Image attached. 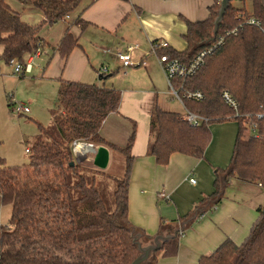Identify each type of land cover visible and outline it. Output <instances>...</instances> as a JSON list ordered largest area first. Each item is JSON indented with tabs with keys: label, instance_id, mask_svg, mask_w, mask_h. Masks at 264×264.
Returning a JSON list of instances; mask_svg holds the SVG:
<instances>
[{
	"label": "trees",
	"instance_id": "16d2710c",
	"mask_svg": "<svg viewBox=\"0 0 264 264\" xmlns=\"http://www.w3.org/2000/svg\"><path fill=\"white\" fill-rule=\"evenodd\" d=\"M14 1L20 4V11L33 8L43 19L36 25L25 22L7 0H0V60L6 65L10 60L22 63L37 49L48 47L39 37L41 29L65 21L85 0ZM231 1L214 37H223V43L192 77L173 82L174 88L199 92L202 99L183 100L180 112L164 110L155 101L149 114L145 154L158 166H166L173 154L203 160L211 141L210 125L228 120L237 123L231 164L227 169H215L214 193L208 199H218L230 179L260 185L264 191V128L262 136L254 138L247 127L250 116L264 107V36L251 26L235 36H225L237 27L240 14L264 21V3L252 0L248 11L233 7ZM220 2L211 0L205 20H184L185 49L168 48L164 54L187 63L209 46ZM85 26L79 15L66 22L55 48L63 61L79 47L70 28ZM223 92L237 102L239 117L222 100ZM120 99L121 91L115 88L60 80L57 106L50 111L52 124L39 128L28 168L8 167L0 158V209L11 207L8 222L0 224V264H131L138 255L136 243L140 239L151 243L153 239L128 220L136 125L132 124L123 146L108 143L99 133L105 119L118 112ZM185 111L204 121L189 126L180 119ZM74 142L119 154L124 159L122 176L108 175L89 162L79 164L72 154ZM256 211L257 219L240 245L225 240L197 264H264V208ZM169 233H175L174 237L146 264L177 255L181 233L171 226Z\"/></svg>",
	"mask_w": 264,
	"mask_h": 264
},
{
	"label": "crops",
	"instance_id": "0c3cea01",
	"mask_svg": "<svg viewBox=\"0 0 264 264\" xmlns=\"http://www.w3.org/2000/svg\"><path fill=\"white\" fill-rule=\"evenodd\" d=\"M211 4V0H85L73 19L79 15L86 26L70 28L79 47L65 61L55 48L66 22L71 21L70 15L52 37L39 33L48 43L39 55L43 60L34 67L41 78L57 87L63 80L122 90L118 112L105 119L99 133L108 143L123 146L132 124L136 125L128 188L129 223L151 239L172 235L170 226L181 233L177 255L157 258L156 264H197L200 257L210 255L225 240L240 245L257 219L256 209L262 207L258 204L264 196L260 186L234 179L227 182L218 199H208L214 193L217 164L206 151L203 160L173 154L166 166L156 165L154 158L145 154L150 110L155 101L158 103L155 80L160 74L150 43L162 41L173 50H184L185 42L182 45L180 41L186 30L184 20H205ZM26 11L19 12L21 18ZM27 15L31 19L34 14L29 11ZM131 45L137 46L129 52L132 62H144L145 66L134 67L127 74L115 54ZM214 141L212 135L209 144ZM189 179L195 180V185ZM160 193L168 199L160 198ZM183 217L186 219L181 220ZM151 243L139 242L141 246Z\"/></svg>",
	"mask_w": 264,
	"mask_h": 264
},
{
	"label": "rangeland",
	"instance_id": "374dc122",
	"mask_svg": "<svg viewBox=\"0 0 264 264\" xmlns=\"http://www.w3.org/2000/svg\"><path fill=\"white\" fill-rule=\"evenodd\" d=\"M7 1L15 8V11L20 12V4L18 2L14 0ZM231 5L235 8L244 7L248 11L252 10V0H232ZM26 9L28 11L22 15V19L32 25L38 24L41 21L39 18L40 12L30 7ZM77 10L70 15L71 20L77 13ZM29 11L34 14L31 19H28L27 14ZM56 27L62 28L64 26L62 22H58L50 27H44L41 29L40 35L42 34L44 38H48L49 35L52 37L56 33ZM177 38L179 39V37ZM180 41L183 45L184 41ZM43 58V55L40 58L39 56L35 57L31 72L26 71L23 75H14L12 67L0 60V158L4 160L8 167L27 169L29 154L25 150H30L34 139L38 135L39 128L52 124L50 111L57 106L58 87L56 84L41 78L39 71L34 68L40 64ZM112 68L115 69V67ZM132 69H129L128 72L126 71L127 74ZM155 84L159 90L158 103L160 106L167 111L180 112L182 110L181 105L170 95L161 68L159 78L155 80ZM17 104L28 107L30 113L15 114L12 109ZM209 128L211 136H215V141L213 144H209L205 151L208 152L207 155L217 164L215 165L216 168L214 167L215 169H227L231 164L232 150L238 125L233 120H228L214 123ZM91 159L92 155L86 156V158H76L79 164L91 163ZM99 171L114 177H120L124 171V159L116 152L110 151L107 167ZM260 200L258 204L264 208V196ZM10 212V205L1 207L0 224L4 225L8 222Z\"/></svg>",
	"mask_w": 264,
	"mask_h": 264
},
{
	"label": "built area",
	"instance_id": "2783aa9c",
	"mask_svg": "<svg viewBox=\"0 0 264 264\" xmlns=\"http://www.w3.org/2000/svg\"><path fill=\"white\" fill-rule=\"evenodd\" d=\"M221 1V0H219ZM264 3V1H263ZM238 25L231 31L225 33V36L233 35L235 36L237 32L245 26H251L257 28L264 36V21L252 16L247 15H238ZM224 38L219 37L210 43L205 49L199 51L189 62L182 63L177 59H172L169 55L164 54V52L169 48L168 44L165 42H152L150 43L151 53L155 54L157 57V62L165 76L170 95L176 99L182 108L183 100H194L199 101L202 99V95L199 92H191V91H181L180 89H176L173 87V82L175 80H186L194 75V73L203 65L204 60L207 56H209L213 50H215L219 45L223 43ZM137 49L136 45H131L127 48L125 52H118L115 54L116 59L121 64V68L125 73L128 72L129 69L137 67V66H145L144 62L133 63L131 60V56L129 54L130 51ZM42 49H37V51L25 58V60L21 63L16 60H10L9 65L13 69L14 75H23L24 72H30L33 61L35 57H38L42 53ZM109 50H104V53H109ZM127 71V72H126ZM102 73H106L103 70ZM222 100L224 103L233 111L234 117H239L238 113V104L237 102L227 93H222ZM12 111L17 114H28L30 111L28 107L22 104H17L13 107ZM180 119L186 122L189 126L195 127L199 125L203 120V118L189 113L187 111L183 112L180 115ZM249 135L254 138H260L262 136L261 129L264 128V107H260L259 112L250 116V121L247 125ZM95 146L80 142H74L72 144V154L76 160V158L84 157L92 155V149ZM26 153H30L29 149L25 150ZM77 161V160H76ZM189 183L191 185H195V180L189 179ZM260 186V185H259ZM160 198L168 199L164 193L159 194Z\"/></svg>",
	"mask_w": 264,
	"mask_h": 264
},
{
	"label": "water",
	"instance_id": "95a60500",
	"mask_svg": "<svg viewBox=\"0 0 264 264\" xmlns=\"http://www.w3.org/2000/svg\"><path fill=\"white\" fill-rule=\"evenodd\" d=\"M264 0H262L263 2ZM230 0H221L220 8L217 13V17L214 20V27H213V38L210 41L214 40L216 36L218 26L223 18L224 13L228 9ZM109 160V152L105 147H95L92 149V159L91 163L92 166L99 170H104L108 165ZM175 233L172 235L162 236L158 235L155 236L152 240V243L147 246H141L139 243H136L138 255L132 261L131 264H146L150 259L151 255L157 251H159L162 247V244L168 242L174 237Z\"/></svg>",
	"mask_w": 264,
	"mask_h": 264
}]
</instances>
